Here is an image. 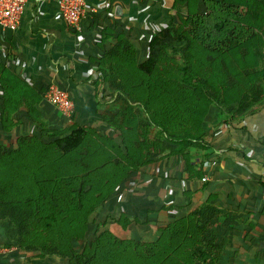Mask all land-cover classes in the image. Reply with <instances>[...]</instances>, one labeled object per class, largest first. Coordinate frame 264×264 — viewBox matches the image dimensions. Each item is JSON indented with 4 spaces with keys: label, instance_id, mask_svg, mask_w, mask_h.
Here are the masks:
<instances>
[{
    "label": "trees",
    "instance_id": "trees-1",
    "mask_svg": "<svg viewBox=\"0 0 264 264\" xmlns=\"http://www.w3.org/2000/svg\"><path fill=\"white\" fill-rule=\"evenodd\" d=\"M202 3L198 13L200 0H173L167 25L146 36L144 50L135 34H118L110 53L94 58L101 81L145 113L142 123L126 110L130 118L116 125L131 130H120V146L88 126L66 125L65 116L64 127L48 129L36 109L46 103V88L36 91L0 60V133L18 128L23 117L40 130L39 137L24 133L0 143V208L20 226L16 240L0 229V248L8 249L0 264H45L49 257L60 258L55 264H233V248L215 254L222 243L206 239L213 227L194 213L162 219L170 209L163 203L140 220L138 206L119 209L116 198L131 173L176 155L189 177H201L202 162L196 167L190 152L209 150L206 115L214 107L227 121L231 109L264 102V0ZM153 214L161 220L151 222Z\"/></svg>",
    "mask_w": 264,
    "mask_h": 264
},
{
    "label": "crops",
    "instance_id": "crops-1",
    "mask_svg": "<svg viewBox=\"0 0 264 264\" xmlns=\"http://www.w3.org/2000/svg\"><path fill=\"white\" fill-rule=\"evenodd\" d=\"M172 2L86 0L82 31L74 32L68 28L54 0H28L16 30L4 31L0 36L1 63L41 94L50 84L62 87L74 104L73 117L66 125L77 122L88 126L98 137H106L108 144L120 146V130L123 134L131 130L128 125L121 128L116 125L130 118L126 110L131 108L142 123L145 113L141 105L127 102L112 82L101 81L94 58L110 53L113 47L109 45L118 34L127 40L135 34L144 50L146 36L163 28ZM200 3L198 13L204 10L202 0ZM45 105L40 103L36 109L45 126L51 129L47 125L50 109L46 110ZM230 112L235 115L228 116L227 121L221 120L223 115L214 107L205 117L204 146L209 150L198 148L190 152V160L196 167L202 162L201 177H189L184 159L176 155L131 173L124 189L117 188L121 193L116 198L120 202L119 198L125 194L120 204L124 208L130 203L133 209L138 206L140 220L147 210H156L163 203L170 205V209L162 211V219L170 216L174 221L194 213L197 219L213 227L206 239L222 243L215 254L226 255L224 250L232 247L233 264H264V102ZM58 122L52 128L65 126L64 119ZM30 124L31 135L39 137L40 130ZM141 128L139 125L136 132L139 139ZM40 140L50 141L45 136ZM157 156V153L150 155ZM116 160L119 159L114 157L113 162ZM153 215L151 222L161 220ZM13 259L12 254L8 262Z\"/></svg>",
    "mask_w": 264,
    "mask_h": 264
},
{
    "label": "built area",
    "instance_id": "built-area-1",
    "mask_svg": "<svg viewBox=\"0 0 264 264\" xmlns=\"http://www.w3.org/2000/svg\"><path fill=\"white\" fill-rule=\"evenodd\" d=\"M28 0H0V36L2 32L14 31L18 27L24 6ZM57 9L68 28L74 32L82 31V20L85 17L86 0H54ZM45 100L57 108L61 114L70 118L74 104L66 90L57 84H50L44 94ZM161 162H157L160 164ZM206 177L202 178L205 181ZM8 253L7 248H0V256Z\"/></svg>",
    "mask_w": 264,
    "mask_h": 264
},
{
    "label": "rangeland",
    "instance_id": "rangeland-1",
    "mask_svg": "<svg viewBox=\"0 0 264 264\" xmlns=\"http://www.w3.org/2000/svg\"><path fill=\"white\" fill-rule=\"evenodd\" d=\"M167 22H168V17H166V20L164 19V23H163V28L167 25ZM53 84H56V83H53ZM46 105L44 107H46L45 109L46 110H49L50 109V112H49V115L51 117L50 120H47V125L49 128H52L53 125L55 124L54 122H58L60 120H63L64 116L61 114V112L53 107V106H49L47 103H45ZM49 109H48V108ZM17 118V117H16ZM16 118L14 120H16ZM68 119H71V118H68ZM26 117H23L22 118V123L20 124L19 127L21 128H16L14 129L12 132L8 133V134H1L0 135V143H4L6 146H8V144H13L14 141H15V137H19V136H22V134L24 133H27V134H31V131H30V127H31V124L30 122L26 121ZM59 123V122H58ZM61 123V122H60ZM30 131V133H29ZM125 195V194H124ZM124 195H121V198H119V201L121 202L123 200V197ZM126 196V195H125ZM120 202L118 203V207L119 209H123L124 208V204ZM116 204H111V210H112V207L115 206ZM131 207V206H130ZM128 207V210H132L133 208H130ZM12 218H15L14 216V213H9V211L3 207L0 208V229L3 228L4 231H6V235L8 237H10L11 239L13 240H16L17 239V235L19 234V228L20 226L17 225L19 223H12L11 220H13ZM141 218V217H140ZM142 219V218H141ZM144 220V218H143ZM119 230V228H117V226L113 225V232L117 233ZM1 231V230H0ZM14 237V238H12ZM1 248H6V247H1ZM14 250L15 247H12ZM45 264H55L56 262L60 261V258H57V257H49L47 258L46 260H44Z\"/></svg>",
    "mask_w": 264,
    "mask_h": 264
}]
</instances>
